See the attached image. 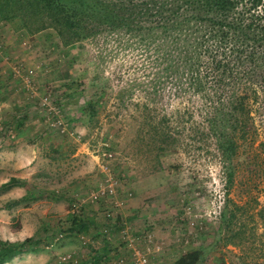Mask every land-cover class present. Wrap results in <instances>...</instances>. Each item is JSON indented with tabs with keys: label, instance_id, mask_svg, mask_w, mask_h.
Returning a JSON list of instances; mask_svg holds the SVG:
<instances>
[{
	"label": "rangeland",
	"instance_id": "rangeland-1",
	"mask_svg": "<svg viewBox=\"0 0 264 264\" xmlns=\"http://www.w3.org/2000/svg\"><path fill=\"white\" fill-rule=\"evenodd\" d=\"M60 29L32 0H0V61L15 39L28 47L43 32V95L66 127H50L44 110L21 133L18 120L0 117V240L37 241L1 264H85L93 251L119 255L117 237L143 231L161 238V252L172 249L162 264L196 248L195 264H264V93L227 157L194 131L204 120L186 111L198 107L195 97L146 83L137 46L102 28L80 38ZM11 177L26 183L7 187ZM27 189L32 198L20 201ZM12 200L20 202L7 207ZM79 209L104 226H90L95 239L54 232ZM119 251L121 264H133Z\"/></svg>",
	"mask_w": 264,
	"mask_h": 264
},
{
	"label": "trees",
	"instance_id": "trees-1",
	"mask_svg": "<svg viewBox=\"0 0 264 264\" xmlns=\"http://www.w3.org/2000/svg\"><path fill=\"white\" fill-rule=\"evenodd\" d=\"M32 1L43 7L59 34L62 27L75 30L76 38H80L102 28L126 39L125 47L137 46L147 84L157 91L168 85L171 91L199 101L198 107L186 111L203 116V122L194 126V131L206 134L199 139L202 145L226 149L228 157L236 139L250 132L251 105L260 92L264 93V0ZM25 183L11 177L5 185ZM25 191L20 201L32 198L30 190ZM19 200L9 201L6 206ZM67 216L66 225L54 230L56 234L89 236L90 226L100 227L92 214L81 209ZM115 227L111 225V231ZM99 231L95 233L100 235ZM117 239L113 248L117 245L119 255L112 251L109 254L118 262L122 255L119 250L128 251L126 241ZM104 242L109 248L110 242ZM36 244L32 236L17 242L0 240V264ZM94 253L85 264H102L104 256ZM200 255L199 248L185 251L174 264H195ZM105 261L109 259L105 257Z\"/></svg>",
	"mask_w": 264,
	"mask_h": 264
},
{
	"label": "crops",
	"instance_id": "crops-1",
	"mask_svg": "<svg viewBox=\"0 0 264 264\" xmlns=\"http://www.w3.org/2000/svg\"><path fill=\"white\" fill-rule=\"evenodd\" d=\"M31 36L32 39L28 42V47H25L24 38L15 39L17 47L12 50V53H10L12 48L5 50L4 54L8 60L0 61V117L8 114L9 119L18 120L19 125L14 123L18 128L16 133H21L22 127L27 125L26 121L33 118L36 112L39 113V116L43 115V110L38 109L40 97H45L43 95V32L37 33L36 38L34 35ZM20 40L21 42H19ZM0 57L2 56L0 55ZM17 67L20 70H17ZM27 69L33 71V74L28 77ZM48 100L51 101L52 98H48ZM53 103L57 105L56 102ZM93 238L95 239V237ZM163 250L161 253L153 255L151 264H162L171 256V248L165 246ZM100 252L102 253V251ZM100 252L95 251L94 254L101 256ZM105 252H103L104 256L109 259L107 263L117 262L110 256V252ZM117 263L124 262L119 258Z\"/></svg>",
	"mask_w": 264,
	"mask_h": 264
},
{
	"label": "built area",
	"instance_id": "built-area-1",
	"mask_svg": "<svg viewBox=\"0 0 264 264\" xmlns=\"http://www.w3.org/2000/svg\"><path fill=\"white\" fill-rule=\"evenodd\" d=\"M16 69L20 70L19 67ZM31 74H33L32 69H27V77ZM38 107L40 110L45 111V115L49 119L48 124L50 127H55L59 132L66 131L65 123L60 114L58 105H55L53 101H49L46 96H41L38 101ZM102 193H104L103 190H98L89 193L88 197H90V200H93L99 196L98 194ZM106 215L109 216L110 213L107 212ZM124 232H126V230H122V233ZM125 248L128 251V255L132 259L133 264H151V258L153 255L161 252L162 242L155 237L151 231H143L136 237L126 236ZM62 259H66V256H62Z\"/></svg>",
	"mask_w": 264,
	"mask_h": 264
}]
</instances>
